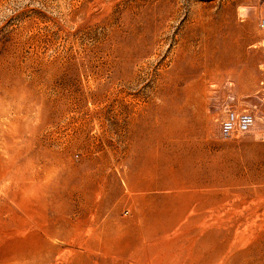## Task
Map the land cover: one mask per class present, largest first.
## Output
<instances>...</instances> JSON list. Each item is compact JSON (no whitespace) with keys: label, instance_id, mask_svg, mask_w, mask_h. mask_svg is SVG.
<instances>
[{"label":"rangeland","instance_id":"374dc122","mask_svg":"<svg viewBox=\"0 0 264 264\" xmlns=\"http://www.w3.org/2000/svg\"><path fill=\"white\" fill-rule=\"evenodd\" d=\"M263 17L264 0H0V264H264ZM228 110L251 130L223 138ZM165 202L195 220L156 235L143 213Z\"/></svg>","mask_w":264,"mask_h":264},{"label":"bare ground","instance_id":"6f19581e","mask_svg":"<svg viewBox=\"0 0 264 264\" xmlns=\"http://www.w3.org/2000/svg\"><path fill=\"white\" fill-rule=\"evenodd\" d=\"M211 66H213V65H211ZM216 66V65H215ZM212 68V67H211ZM217 68V67H216ZM164 183V182H163ZM23 184V183H22ZM165 184H167V183H164V185ZM158 185V184H157ZM174 185V184H173ZM159 187V186H158ZM161 187V186H160ZM163 187V186H162ZM167 187V186H166ZM171 187V186H170ZM173 187V186H172ZM168 188H169V186H168ZM175 188V187H174ZM173 188V189H174ZM97 189V188H96ZM101 192H100V190H98L97 191V195L98 194H100ZM168 198H169V196H167ZM169 201V200H168ZM168 205H166V202L163 204V207H161V205H159L160 207H154L153 209H148V211H145L144 210V213H143V221H144V223H146L147 221L148 222H150V221H153L154 223H156L153 227L156 229L155 231H154V233L156 234V232H157V229L158 228H163V227H165V226H168V227H171V226H173V225H175V228H177V226H178V224H177V226H176V223H179L180 222V220L182 221V219L184 218V223L183 224H188L189 225V223H191L192 221H194L195 220V218L193 217V216H190V218H188V216H183V211L180 213V212H176V211H171V210H169L168 209V207L167 206H169L170 205V202H168L167 203ZM164 205H166V207L164 206ZM171 205H172V203H171ZM174 206V205H173ZM69 207V206H68ZM175 207V206H174ZM177 207V206H176ZM173 209H175V208H173ZM194 209V208H193ZM193 209H191L190 211L192 212L193 211ZM178 210V209H177ZM186 211V210H185ZM189 211V212H190ZM186 213V212H185ZM194 213V212H193ZM191 214V213H190ZM189 215V214H188ZM62 216V215H61ZM163 218V219H162ZM164 221V222H163ZM177 221H179V222H177ZM142 222V221H141ZM153 222L152 223H148V224H153ZM158 222L160 223L161 222V224L158 226L157 224H158ZM64 224V223H63ZM183 224L182 225H179V226H182L183 227ZM157 225V226H156ZM211 227V226H210ZM141 230V229H140ZM47 231V230H46ZM170 231V230H169ZM211 231V230H210ZM89 232V231H88ZM193 232V231H192ZM191 232V233H192ZM219 232V231H218ZM51 233H53V232H50V234ZM210 233H213V232H210ZM41 234H43V232L41 233ZM49 234V235H50ZM143 234V233H142ZM141 234V235H142ZM144 234H146V233H144ZM144 234H143V236H144ZM149 234V233H148ZM194 234H195V232H194ZM220 234V233H219ZM46 235H48V234H46ZM45 235V236H46ZM54 235H55V233H54ZM157 235V234H156ZM198 235H200V234H198ZM207 235V234H206ZM43 236V235H42ZM44 236V237H45ZM51 236H53V234H51ZM135 236V235H134ZM146 236H149V235H146ZM152 236H153V233H152ZM189 236H191V235H189ZM202 236V235H201ZM209 236H210V234H209ZM214 236V235H213ZM56 239V243H55V241H54V243H55V247H56V244H57V241L58 242H68V244H70L71 246L70 247H68L67 249H65V252H68L69 254H73V253H75V247H78V245H75L74 243H73V240L72 239H70L69 238V235L68 234H57L56 236H54ZM199 237V236H198ZM203 237H205V236H203ZM200 238V237H199ZM198 238V239H199ZM43 239V238H42ZM47 239V238H46ZM45 239V240H46ZM197 239V240H198ZM51 240V239H50ZM72 240V241H71ZM84 240V239H83ZM83 240H81V243L84 245V241ZM133 240V239H132ZM43 241H44V239H43ZM52 241V240H51ZM83 241V242H82ZM194 241H195V239H194ZM198 241H201V238H200V240H198ZM197 241V242H198ZM212 241V240H211ZM79 242V241H78ZM86 242V241H85ZM202 242H204L203 240H202ZM201 242V243H202ZM225 242V241H224ZM48 243H50V242H48ZM53 243V244H54ZM77 243V242H76ZM132 243V242H131ZM196 243V242H195ZM212 243V242H211ZM223 243V242H222ZM226 243H227V241H226ZM229 243H231V242H229ZM78 244V243H77ZM82 244L81 245H79V247H82ZM86 244V243H85ZM93 244V243H92ZM197 244V243H196ZM221 244V243H220ZM225 244V243H224ZM232 244V243H231ZM47 245H49V244H47ZM46 244H45V246H47ZM106 245V244H105ZM230 245V244H229ZM228 245V248H227V250H224V248H226V247H224V245L222 244L221 246H220V249L218 250L219 252H216L217 254L218 253H220L219 255H221V257H220V261H223L224 260V257H225V259H227L228 258V260L229 259H231V255L233 254L231 251H230V248H231V245L229 246ZM50 246V245H49ZM94 246V245H93ZM98 246V245H97ZM199 246V245H198ZM51 247H53V245L51 246ZM106 247V246H105ZM49 248V247H48ZM57 248V247H56ZM55 248V249H56ZM197 248V247H196ZM196 248H194V250L196 249ZM199 249L201 248L200 246L198 247ZM197 248V249H198ZM44 249H46V247L44 248ZM59 248H57V250H58ZM96 249V248H95ZM196 249V250H197ZM210 249V248H209ZM191 250V249H190ZM201 250V249H200ZM217 250V249H216ZM49 251V250H48ZM92 251H94V250H92ZM108 251V250H107ZM192 251V250H191ZM224 251H226V252H224ZM42 252H47V250L45 251V250H43ZM52 252V251H51ZM110 252V251H109ZM190 252V251H189ZM188 252V253H189ZM195 253H196V251H194ZM198 252V251H197ZM200 252V251H199ZM214 252V251H213ZM215 253V252H214ZM232 253V254H231ZM241 253V252H240ZM191 254V253H190ZM197 254H199V253H197ZM236 254L237 253H235L234 255L236 256ZM239 254V253H238ZM47 255V254H46ZM53 255V254H52ZM218 255V256H219ZM233 255V256H234ZM242 255V254H241ZM245 255V254H244ZM120 256V255H119ZM190 256V255H189ZM195 256V255H194ZM33 257V256H32ZM31 257V258H32ZM41 257V256H40ZM43 257H44V255H43ZM182 257V256H181ZM210 257H211V255H210ZM227 257V258H226ZM195 258H197L196 256H195ZM213 258V257H212ZM24 259V258H23ZM22 259V260H23ZM178 259H181V258H178ZM193 260H194V257H193ZM24 261H25V259H24ZM23 261V262H24ZM230 261V260H229ZM95 262V261H94ZM190 262V261H189ZM21 263H22V261H21ZM20 263V264H21ZM16 264H18V263H16ZM228 264H231V262H228Z\"/></svg>","mask_w":264,"mask_h":264},{"label":"built area","instance_id":"2783aa9c","mask_svg":"<svg viewBox=\"0 0 264 264\" xmlns=\"http://www.w3.org/2000/svg\"><path fill=\"white\" fill-rule=\"evenodd\" d=\"M259 27L264 30V17L259 19ZM254 125V116L247 111L228 110L221 122L220 134L223 138L247 133Z\"/></svg>","mask_w":264,"mask_h":264}]
</instances>
